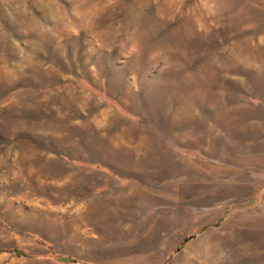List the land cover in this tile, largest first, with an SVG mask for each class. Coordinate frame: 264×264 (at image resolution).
<instances>
[{
    "label": "rangeland",
    "instance_id": "1",
    "mask_svg": "<svg viewBox=\"0 0 264 264\" xmlns=\"http://www.w3.org/2000/svg\"><path fill=\"white\" fill-rule=\"evenodd\" d=\"M0 264H264V0H0Z\"/></svg>",
    "mask_w": 264,
    "mask_h": 264
},
{
    "label": "trees",
    "instance_id": "2",
    "mask_svg": "<svg viewBox=\"0 0 264 264\" xmlns=\"http://www.w3.org/2000/svg\"><path fill=\"white\" fill-rule=\"evenodd\" d=\"M20 253V252H19Z\"/></svg>",
    "mask_w": 264,
    "mask_h": 264
}]
</instances>
